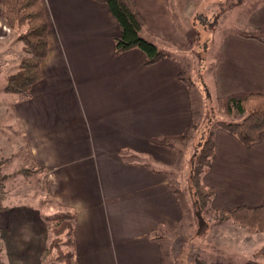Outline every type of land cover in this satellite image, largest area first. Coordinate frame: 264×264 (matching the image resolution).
I'll return each mask as SVG.
<instances>
[{
	"label": "crops",
	"instance_id": "obj_1",
	"mask_svg": "<svg viewBox=\"0 0 264 264\" xmlns=\"http://www.w3.org/2000/svg\"><path fill=\"white\" fill-rule=\"evenodd\" d=\"M253 1L243 2L251 7L244 20L249 31L223 39L220 60L206 76L215 101L237 93L264 94V44L248 38L255 29L264 35V0ZM172 2L177 3L135 0L145 22L142 36L178 51L188 35L175 24ZM192 2L183 5H190L191 16ZM237 2L233 6L243 4ZM41 3L49 48L42 79L27 99L16 95L11 105L0 108L11 109V121L20 126L19 138L30 148L32 162L53 172L54 180L47 185L51 200L75 214L70 249L74 264H176L172 254L180 255V249L173 246L184 238L174 241L171 236L184 229L191 238L195 226L191 197L181 195L179 181L172 176V185L170 176L177 168L182 174L188 170V175L186 150L193 140L185 141V154L180 151L183 142L159 146L151 140L181 133L192 117L190 91L178 78L183 69L179 57L143 67L138 50L115 55L119 28L105 5L91 0ZM2 12L0 0V66L1 60H10L9 48L16 39ZM213 140L214 156L201 176V182L215 190L208 204L211 211L262 205L264 131L249 147L219 127ZM4 148L0 145V158L7 159ZM2 204L6 209L0 212L5 215L0 218V242L12 224L9 206L4 200ZM208 218L207 233L196 240L199 247L202 242L210 246L207 252L196 251L203 264H237L209 258L208 249L226 246L247 254L259 249L255 244L263 234ZM0 257L1 264H9V250L2 246Z\"/></svg>",
	"mask_w": 264,
	"mask_h": 264
},
{
	"label": "rangeland",
	"instance_id": "obj_2",
	"mask_svg": "<svg viewBox=\"0 0 264 264\" xmlns=\"http://www.w3.org/2000/svg\"><path fill=\"white\" fill-rule=\"evenodd\" d=\"M175 1L177 3L172 2L174 6L170 5L172 9L170 10L172 11L177 28L188 35L185 39V46L190 48L189 50L179 49L177 51V48L172 44H169L168 47L167 45L160 44L158 48L163 52L179 57L178 63L183 66L184 77L186 81L189 80L188 91H190V93L188 96L191 98L190 103L192 109V117L190 120L197 124L194 130L195 132L192 134V138H194L192 145L190 143L189 149L186 150L189 155L188 157H190V163H192L194 159L193 156L197 155L199 152L198 144L200 145L201 142H204L209 135H212L213 138V131L216 129L215 123L217 121L224 120L226 122L238 123L245 117V115L239 113L236 108L233 109L232 114L229 116L218 114L215 94L211 88L205 90L204 87L208 88V86H210L206 76H209V73H212V70L215 68L217 55L223 39L227 38L228 35H235V32L245 33V31H249L244 24V20L245 15L251 7L248 3H243L246 0H193L192 5L194 14L191 16L188 15L190 5L183 6L185 0ZM258 1L259 0H255L253 2L257 4ZM236 2L243 4L240 7L236 5L233 6ZM198 14L205 15V21H203L202 18L199 19L200 22L193 24V18ZM188 17H190V21L187 19ZM12 34V38L16 36L14 33ZM12 42L13 44L9 48V53L11 55L10 60L8 59L7 62L6 59L1 60L0 106L5 103L11 105L12 101L15 100L14 97H16L15 94L4 92L6 79L17 71L18 58L22 55V44L16 39ZM3 110V108H0V145L1 147H5V153L3 155L8 158H1L4 159L2 170L5 174L12 175L5 182L0 184V194L4 196V204L9 206L12 224L8 231L3 232L4 238L0 242V246H2L3 249L9 250V257L11 254H15L10 257L11 260L9 264H58L56 261L52 260V257L56 256L55 252L48 250L54 238L53 228L56 227V224L51 222L50 219L57 215L61 216L67 211L62 210L58 205L57 207L54 204V200H51V196L47 190V185L54 180V174L53 172H46L45 169L32 162L30 158V148L27 146L26 142H22L24 141L23 139L19 138L22 137L19 129L20 126L18 123L15 125L11 121V109L5 112ZM9 114L10 117H8ZM8 139L10 142L7 145L6 140ZM186 146L187 143L184 141L180 151L182 152ZM183 154H185V150ZM20 156H22L23 159H18ZM23 168L31 170V175L24 177L17 173L18 170ZM181 169L182 168H177L175 170L170 176V181L172 176L177 178V181H179L178 184L181 186V188L178 187L181 195L188 194V196L191 197L190 183L188 181L189 173L187 175L188 170H185L182 174ZM171 184L173 185L172 181ZM191 202L193 203L192 197ZM191 208V219H193L192 221L195 226L193 237L188 238L186 236L188 231L184 229L175 232L174 235L171 236V239L173 237L174 241L181 237L184 238L173 246V249H180V255H174L175 252L172 254L173 257L175 256L176 264H196L197 262L203 264L198 260L199 254L196 251L197 249L204 248V251L207 252L206 248H210V246L205 247L203 242L199 244L202 248L197 246L196 240L202 237L204 238L208 230L201 236L197 235L194 217L195 208L193 204ZM4 217L0 216L1 219ZM208 217H214L210 205L205 211V218L210 226ZM7 221L8 220H6V222ZM1 222L3 221L0 220V223ZM231 222L236 224L233 221L228 223ZM24 223L27 224V226H24ZM29 225H33L34 227ZM66 233L62 236L63 242L60 246L64 251H69L67 248L68 233L67 235ZM261 234H263L261 235L262 239L255 244L256 249L264 246V233ZM171 246L172 245H169V250ZM225 247L213 251L208 249L210 253L209 258H217L220 259V261L236 262L237 264H243L245 261L254 259L253 251L251 254H247ZM234 248L237 249L236 246H234ZM179 259L180 261H178Z\"/></svg>",
	"mask_w": 264,
	"mask_h": 264
},
{
	"label": "trees",
	"instance_id": "obj_3",
	"mask_svg": "<svg viewBox=\"0 0 264 264\" xmlns=\"http://www.w3.org/2000/svg\"><path fill=\"white\" fill-rule=\"evenodd\" d=\"M91 1L105 5L118 25L119 35L114 38L115 55L138 50L144 56L141 62L143 67L152 66L166 58L173 59L169 53L161 51L154 42L141 36L145 22L137 9L135 0ZM2 6V18L7 29L14 33L16 40L22 44V55L18 61L17 71L7 77L4 92L15 94L21 99H27L33 85L42 79V64L49 51L47 20L41 0H2ZM204 16L203 14L194 16L192 23L196 24L202 18L205 21ZM248 38L264 44V35L257 29L253 30ZM189 48L186 46L178 47L180 50H189ZM219 60L220 55L218 54L217 62ZM178 78L189 90V80L186 81L183 69H181ZM204 89L207 90L208 88L204 87ZM216 102L218 114L229 116L236 108L239 113L245 115L242 121L238 123L219 120L215 123L216 127L234 136L244 147H249L259 140L260 134L264 131V94L237 93L225 98H218ZM196 125L194 121L190 120L181 133L163 138H153L151 142L163 146L172 141L193 140L192 134L195 132ZM198 151L190 163L188 181L190 183V195L193 199L192 204L195 208L196 232L197 235L201 236L209 228L205 211L215 194L213 188L201 182V176L208 171L214 156L212 135H209L200 145L198 144ZM3 163L4 159L0 158V184L12 175L3 172ZM17 173L26 177L31 175V170L23 168ZM3 200V194H0V212L6 209L3 207ZM214 218L216 221H233L246 228L249 233H264V202L254 208L237 207L228 211H217L214 213ZM75 219V214L71 212H64L61 216L57 215L50 219L56 224V227L53 228L54 238L48 250L55 252L56 256L52 257V260L58 264H74L70 249L74 247L73 223ZM66 232L69 234V237L67 236L69 251H64L60 246L63 242L62 236ZM196 264L201 263L197 262ZM244 264H264V246L254 253V259L248 260Z\"/></svg>",
	"mask_w": 264,
	"mask_h": 264
}]
</instances>
